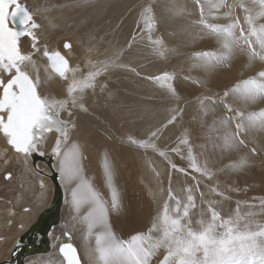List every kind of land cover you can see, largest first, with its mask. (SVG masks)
Instances as JSON below:
<instances>
[{"label": "rangeland", "instance_id": "rangeland-1", "mask_svg": "<svg viewBox=\"0 0 264 264\" xmlns=\"http://www.w3.org/2000/svg\"><path fill=\"white\" fill-rule=\"evenodd\" d=\"M42 1L48 3L49 0L37 2L25 0L36 13L35 19L40 27L36 30L37 48H33L31 37L21 38V48L25 53L34 55V58L41 59L40 62L36 61L39 64L34 69L36 72L29 68L27 71L34 78L42 75L39 77V84L42 89L40 92L44 97L47 96L52 101L66 99L65 107L71 111V120L75 124V128L70 132L69 143L79 146L83 174L85 176L90 174L99 180H96L98 191H101L99 189L102 185L104 191L109 190L103 195L111 203L110 189L107 188L110 186V181L105 172L106 165L114 174L113 182L118 181L124 189L133 190L135 186L144 202L141 211L144 214L141 217L144 226L139 227L140 232H145L146 222H150L151 227L158 221L165 205L168 206L170 215L175 214V199L169 196V191L180 199L182 213L183 205L188 203L189 189L195 197V206L188 209L194 228H199L197 221L209 219L208 201L215 202L214 207L225 218L234 217L239 206L241 215L252 213V218L257 223H264V123L261 122L260 116L264 111V96L246 100L239 93H231L227 98L228 104L245 114L244 129L232 147H225L224 133L225 129L228 133L234 132L236 120L233 118L231 123L221 124V121L227 122L230 117H234V114L228 112L224 104L219 102L223 99L225 91L264 71V62L260 61L259 57L250 58L249 51L243 44L234 47L229 53L223 48L222 38L202 30L197 23L200 13L195 0H150L151 3L148 2L151 8L150 15L143 18H137L132 10L141 6L142 1L148 0L135 1L133 3L138 5L133 6L134 8L125 6L114 12H110V8L115 6L118 0H61L63 3L67 2L65 7L72 6L66 11L68 15L76 14L73 19L64 15L62 21L56 19L57 16L50 15V9L55 7L49 3L45 5ZM99 2L109 4L102 7V11L99 9L90 12L84 9ZM231 2L232 0H228V3ZM246 2L254 12L259 10L256 0H246ZM82 9L85 13L82 14L84 17L80 18L77 13ZM225 11L227 9H221V12ZM235 11L238 16L243 17L244 14L239 9ZM38 12H41V15ZM46 16H49V19ZM214 22L223 24L228 21L221 15ZM147 24L148 27L145 28ZM90 30L92 34L88 35ZM66 43L73 49L70 62L72 69L75 70V78L83 80L90 71L97 69L101 72L95 79L94 87L86 88L82 93L79 91L74 93L77 97L75 105L69 99L68 82L61 78L54 79L49 73L47 76V71L43 70L49 67L48 59L43 56L44 51L64 53ZM37 50L40 51L38 53L40 55L36 56ZM206 50L214 51L217 56L227 59L217 60L215 57L204 59L195 55ZM257 51H259L258 47ZM105 65H107L106 71H104ZM164 73H168L173 79L163 84L152 79ZM4 79H7V75H4ZM59 80L63 83L59 84ZM169 85L174 90V94L169 90ZM54 98L56 99L53 100ZM213 98L217 101L216 104L211 102ZM65 113L68 116L67 111H62L61 119L67 120L69 117ZM173 116L176 119L169 124L168 121ZM249 116L253 117V122L248 121ZM157 129H159L157 137L151 138L150 132ZM87 131H90L89 134L94 132L95 136L90 134L86 138L84 134L88 133ZM109 131L113 134L107 135ZM113 136L115 138H112ZM54 138L56 137L50 141L52 143L40 147L46 153L43 151L45 154L38 157L44 160L36 162L35 166L37 163L39 165L36 174L32 169L26 170L28 166L24 169L22 162L11 159V156H8L6 162L0 159V167L2 165L0 202L11 200V197L15 196L12 197L15 200L14 204L10 207L15 212L19 206L28 207V202L43 208L40 210H47L53 202L55 190L53 179H55L59 184L58 192L63 200L62 209L60 207L58 210V223L52 229L57 228L59 224L69 228H83L84 225L73 218V211L70 209L65 211L64 208L67 204L65 198L70 197V194L63 186L59 175L58 163L61 157L52 154L56 140ZM130 138L149 140L156 149L139 147L132 144ZM240 139L244 141L243 144L238 142ZM182 140L186 143H181ZM2 143L3 141L0 144ZM173 148L178 151L173 152ZM160 151L165 152L166 156H161ZM100 153L107 156L109 153L110 159H106L107 161L101 164L97 160ZM193 159L198 167L206 168L213 175L211 180L192 168ZM173 163L177 165V169L171 167ZM30 166L33 167L34 164ZM9 172L13 176L11 180L5 179ZM44 172L48 175L43 174ZM40 176L44 181L46 180L44 188L40 186L41 180L38 179ZM26 180L30 185L33 183L28 189L21 184ZM212 188L222 192L223 196H217L210 191ZM24 192L27 195L23 201L27 202L21 205L20 199L24 197ZM41 192H45L48 199V203L46 202L43 207L35 202L36 196ZM201 192L204 193L203 197ZM111 211L114 212L112 207ZM43 212L36 218L35 223L39 221ZM18 213H22V207L18 209ZM10 219L12 220L13 217ZM57 229L60 230V227ZM111 231L124 240L135 234L128 228L117 225ZM2 236L4 240L9 237L7 234ZM85 237L89 246L93 247L94 237H89V240L87 234ZM10 238L13 240L15 236ZM1 246L2 244L0 249ZM43 254L36 256L29 254L24 260L26 262L33 257L36 261L33 264H41V259L52 255ZM163 254L164 250H161L154 260L162 259ZM80 256L82 264H91L88 255L80 252ZM59 257L55 264H64L63 257L61 255ZM4 262L7 261L1 264Z\"/></svg>", "mask_w": 264, "mask_h": 264}, {"label": "snow or ice", "instance_id": "snow-or-ice-1", "mask_svg": "<svg viewBox=\"0 0 264 264\" xmlns=\"http://www.w3.org/2000/svg\"><path fill=\"white\" fill-rule=\"evenodd\" d=\"M200 17L197 21L202 30H207L210 35L222 38L223 48L229 53L234 47L245 45L250 58L264 62V0H256L259 10L254 12L246 0H195ZM221 9H227L221 12ZM239 9L243 17L236 14ZM151 12V9H146ZM36 13L25 0H0V135L7 145L14 150L17 158L23 159L25 164L34 155L43 156L40 147L47 141L50 134L55 133L56 140L52 147V154L61 157L59 175L63 180V186L68 189L70 199L69 207L75 213L74 219L80 221L87 230L89 237H94V246L90 248L88 255L91 264H264V223H257L252 213L241 215L239 206L234 217H223L214 207L213 201H208L209 219H201L196 223L199 228L193 227V221L189 216V207L195 206V197L189 189L187 204L183 205L180 212L181 201L169 191V196L175 199V214H169V208L165 205L162 215L154 222L147 232H138L124 240L118 238L111 231L108 221L109 207L102 194L94 187L83 174V166L80 163L82 157L78 152V145L69 146L71 129L75 124L71 120L72 113L65 107L67 101H50L44 97L39 88V77L33 78L27 71L32 63V55L25 53L21 48V38L31 37L33 48H36V30L40 27L35 19ZM227 19V23H215L220 16ZM70 48V44H65ZM257 47L259 51H257ZM43 55L51 61L52 67L60 77L68 79L67 73L75 70L69 67L68 61L59 53L44 51ZM204 59L219 57L214 51L206 50L195 54ZM107 65L104 66V71ZM7 79H4V75ZM101 74L100 70L90 71L83 80L77 81L74 77L68 85L67 92L72 104L77 103L74 95L77 91L83 92L86 88L95 86V79ZM157 81L167 82L173 77L168 73L160 77H154ZM170 91L174 90L171 85ZM231 93H239L246 100H253L257 96H264V71L257 73L255 77L242 81L233 89L223 93L224 104L228 112L233 113L227 122L231 123L235 118V130L228 133L225 129V147L234 146L237 137L244 129L245 114L237 111L227 103ZM213 104L217 101L211 99ZM67 111L69 119H61V112ZM261 122L264 123V111L260 113ZM175 116L168 121L173 123ZM253 122V117H247ZM159 129L150 132L151 138H156ZM132 144L153 150L156 146L149 140H136L130 138ZM243 144L244 141H238ZM186 143V141H181ZM173 152L178 149L173 148ZM161 156L166 153L160 151ZM192 168L207 177L213 175L206 168L197 166L193 159ZM38 172V167L33 166ZM173 169L177 165L171 164ZM183 171V169H179ZM107 175L110 170L105 166ZM12 173H7L5 179L11 180ZM44 188V181H40ZM217 196L223 193L216 188L210 189ZM201 196L204 193L201 192ZM117 193L111 194V207L117 208ZM24 213L31 211L29 207L22 209ZM9 217L15 216L14 210H9ZM9 226L12 220L8 221ZM21 224L20 228L23 229ZM99 229V231H96ZM70 237V234H67ZM0 239H3L0 237ZM18 243V242H17ZM164 250L162 259L154 260ZM64 264H81L77 249L71 243L63 244L60 249Z\"/></svg>", "mask_w": 264, "mask_h": 264}, {"label": "bare ground", "instance_id": "bare-ground-1", "mask_svg": "<svg viewBox=\"0 0 264 264\" xmlns=\"http://www.w3.org/2000/svg\"><path fill=\"white\" fill-rule=\"evenodd\" d=\"M29 1V0H28ZM31 1V0H30ZM34 1V0H33ZM37 1H39V0H36V2ZM46 1V0H45ZM119 2H117L116 4H115V6H113V7H111L110 8V12H114V11H119L120 9H122V8H124L125 6H129V8L131 9V7H135V6H137L138 4H136V3H133V2H135V1H139V0H118ZM43 2V1H42ZM52 2V3H51ZM51 2H50V0L48 1V3H49V5H51L52 7H55V8H53V9H50V8H48V9H50V15L52 16H57V18L56 19H64L63 18V16L64 15H66V17L67 16H70V18H74V17H76V14L75 13H72L71 14V12H69L71 15H68V13H66V11L67 10H70L69 8H71L70 7V5H69V7H65L66 6V4H67V2H62L61 0H51ZM148 2L149 3H151L150 2V0H148V1H145V2H141V6H137V7H133L132 9V13H134V14H136L137 15V18L138 17H140V18H143V17H145V16H147V15H150V13L149 12H146V9H149L150 8V5L148 4ZM44 3V2H43ZM47 3V2H46ZM46 3H44L45 5H46ZM47 3V4H48ZM56 3H58V4H56ZM63 3V4H62ZM109 3H95V4H92V5H89V6H87V7H85L84 9H86L87 11L88 10H90V12H92V11H94V10H103V8L102 7H106L107 5H108ZM136 4V5H135ZM140 4V3H139ZM147 5V6H146ZM149 5V6H148ZM36 7V6H35ZM37 9H38V7H36ZM35 8V9H36ZM57 8V9H56ZM42 9V8H41ZM62 9H64V10H62ZM151 9V8H150ZM40 10V9H39ZM35 11H37V10H35ZM48 11V10H47ZM71 11H72V9H71ZM131 11V10H130ZM39 13V12H38ZM41 13V12H40ZM39 13V14H40ZM83 13H85V11L82 9L80 12H78L77 13V15H78V17H84V16H82V14ZM41 15V14H40ZM44 15V14H43ZM49 15V14H48ZM49 15V16H50ZM48 16V17H49ZM52 16V17H53ZM44 17V16H43ZM47 17V16H46ZM46 17L44 18V19H46ZM47 17V18H48ZM160 17V16H159ZM49 19V18H48ZM55 19V18H54ZM53 20V19H52ZM62 21V20H61ZM90 25H93V24H90ZM90 28L92 27L93 28V26H89ZM145 28L146 27H148V24L147 25H145L144 26ZM144 28V29H145ZM84 31V30H83ZM91 31L92 30H90L89 31V33H87L88 35L91 33ZM92 34V33H91ZM66 35V34H65ZM67 35H68V33H67ZM31 39V38H30ZM29 40V39H28ZM32 40V39H31ZM33 42V41H32ZM31 42V43H32ZM37 42V41H36ZM33 46V45H32ZM64 46V45H63ZM37 48V47H36ZM30 49V48H29ZM25 50V49H24ZM72 46L70 47V48H66L65 49V52L64 53H61L65 58H66V60L68 61V64H69V67L70 68H72L71 67V62H70V59H72L71 58V56L73 55V52H72ZM29 51V50H28ZM40 52V51H39ZM38 52V50L36 51V53H35V55L37 56V55H40V54H38L39 53ZM55 52H58V51H55ZM50 53V52H49ZM51 53H53V52H51ZM34 56V55H33ZM32 56V63L31 64H29L28 65V68L30 69V70H34V69H36V65L38 64V62H40V60L41 59H39V57L38 58H34ZM44 56V55H43ZM129 57V56H128ZM44 58H46V59H48L47 57H45L44 56ZM36 61H38V62H36ZM47 62H48V65L47 66H49V67H47V68H45V69H43L44 70V72H45V70L47 71V73H46V75L49 73L50 75H51V77H54V79H64V78H62V77H60L59 76V74L58 73H56L55 71H53L52 69H51V67H50V65H49V60H47ZM100 62V61H99ZM45 63V62H44ZM46 64V63H45ZM136 64H138V63H136ZM140 64V63H139ZM39 65V64H38ZM101 67V66H100ZM39 69V68H38ZM154 69V68H153ZM35 71V70H34ZM38 71V70H37ZM54 73H52V72ZM36 72V71H35ZM122 71H120V73H121ZM110 73H112V72H110ZM108 74V73H107ZM6 75V74H5ZM36 75V74H35ZM45 74L43 73V77H45L44 76ZM49 75V76H50ZM67 75V77H68V79H64V81L66 80L67 82H68V85L72 82V79H73V77H74V72H69V73H67L66 74ZM42 75H40L39 77H41ZM48 76V75H47ZM112 76V75H111ZM33 78H34V76H33ZM75 78V77H74ZM40 79V78H39ZM42 79H45V78H42ZM53 79V78H52ZM77 81H81V80H79V79H77V78H75ZM42 81V80H41ZM60 81V80H59ZM61 83H63V82H61L60 81V83L59 84H61ZM43 84V83H42ZM64 85H67V84H64ZM68 85H67V87H68ZM41 86H40V84H39V88H38V92H40V91H42V89L40 88ZM65 87V86H64ZM63 87V88H64ZM103 89V88H102ZM87 91H89V90H87ZM108 91V90H107ZM41 93V92H40ZM77 93H79V92H77ZM43 95V94H42ZM49 95V94H48ZM76 95V94H75ZM112 95V94H111ZM100 96V95H99ZM113 96V95H112ZM151 96V95H150ZM45 97H47V96H45ZM50 97V96H49ZM82 97V96H81ZM48 98V97H47ZM51 98V97H50ZM49 99V98H48ZM56 98H54L53 100H55ZM69 99H71L70 97H69ZM50 101H52V99H49ZM63 100H64V98H63ZM66 100V99H65ZM64 100V101H65ZM67 100H68V98H67ZM80 100H81V98H80ZM60 101V100H59ZM69 101V100H68ZM81 105H82V103H81ZM72 108V107H71ZM70 108V109H71ZM69 110V109H68ZM150 112V111H149ZM155 112V111H154ZM157 112V111H156ZM66 114V113H65ZM149 115V114H148ZM66 116H67V114H66ZM76 116V115H75ZM94 116V115H93ZM92 116V117H93ZM156 116H158V115H156ZM68 117V116H67ZM87 117V116H86ZM66 118V117H65ZM72 118V117H71ZM89 118H90V116H89ZM119 118V117H118ZM67 119H69V118H67ZM84 119H85V117H84ZM92 119V118H91ZM116 119V118H115ZM66 120V119H65ZM73 120H74V118H73ZM93 120V122H94V119H92ZM85 121V120H84ZM91 121V120H90ZM123 121V120H122ZM120 122V121H119ZM86 126V125H85ZM92 126V125H91ZM116 127V126H115ZM122 127V126H121ZM86 128V127H85ZM92 128V127H91ZM119 128H120V126H119ZM85 130V129H84ZM88 130V129H87ZM96 130V129H95ZM92 131V130H91ZM101 131V130H100ZM88 133H85L84 135L86 136V138L88 137V136H90V134H91V136H95V134H93L92 132L89 134V132L90 131H87ZM110 132V131H109ZM106 133L107 135H109V134H113L112 132H114L113 130H112V132H110V133ZM83 133V132H82ZM96 133V132H95ZM93 134V135H92ZM117 133H115V135H116ZM76 135H77V133H76ZM82 135V134H81ZM71 136V135H70ZM83 136V135H82ZM53 137H56V135H55V133H53V134H50L49 135V137H48V139H47V141L42 145V147H45V145L46 144H49V142L51 141V140H53ZM112 138H115L114 136L112 137ZM54 139H56V138H54ZM93 139V138H92ZM94 139H96V138H94ZM101 139V138H100ZM120 139V138H119ZM97 140V139H96ZM3 141V143L2 144H4V145H2V144H0V159L3 161V162H6V161H8L7 159H8V156H11V159L13 158V160H18L19 162H22V166H23V168L24 169H26V167L28 166V168L26 169V170H31L32 169V171H34V174H36V172L37 171H35L34 169H33V167H31L30 166V164L32 165V162H28V164H25V162L23 161V159H22V157L21 158H17V156H16V154L14 153V151H12V149H11V147L9 146V145H7V143H6V141H5V139L2 137V135H0V143ZM120 141V140H119ZM50 143H52V142H50ZM71 143V142H70ZM69 143V144H70ZM101 144V143H100ZM52 145V144H51ZM71 145V144H70ZM69 145V146H70ZM120 147V146H119ZM101 150H102V148H101ZM40 151H44L42 148H40ZM120 151V150H119ZM45 152V151H44ZM48 152V151H47ZM124 152V151H123ZM46 153V152H45ZM87 154V153H86ZM101 155L99 156V159H97V160H99L100 161V163L102 164V163H105L108 159H110V156H109V153H108V156L107 155H102L103 153H100ZM116 154H118V153H116ZM120 155V154H119ZM122 155V154H121ZM120 155V156H121ZM38 156H40V155H34V157H30L29 159H28V161H30V160H36L37 158H38ZM140 156V155H139ZM88 158V157H87ZM97 158H98V156H97ZM118 158V157H117ZM107 159V160H106ZM118 159H120V158H118ZM60 160H61V158H60ZM60 160H59V163H58V167L60 166ZM82 161V160H81ZM83 161H85V159H83ZM87 161V160H86ZM15 163V162H14ZM81 163V162H80ZM98 163V162H97ZM82 164V163H81ZM92 164V163H91ZM98 165V164H97ZM1 167H2V165H1ZM0 167V168H1ZM37 167H39V165H38V163H37ZM92 167V166H91ZM40 169V168H39ZM26 170H25V172H26ZM1 172V171H0ZM31 172V171H30ZM103 173V172H102ZM110 173H111V175L109 176V175H107L108 177H107V179L110 181L109 182V185L110 186H108L107 188H109L110 189V194H112V192L113 191H115L116 193H117V197H118V200H117V205H118V208H115L114 209V212H112L111 211V203L107 200V198H106V196L105 195H103V194H105L106 192L105 191H109V190H106L105 189V191H104V189H103V185L102 186H100L99 188V190H101V191H99L101 194H102V196H103V198H104V200H105V202L108 204V207H109V212H108V221H109V224H110V227H111V229L113 228V227H115L116 225L117 226H121L122 228H128L129 230H130V232L131 233H138V232H140V229H139V227H141V226H144V220H142V215H144V214H142L141 213V211H142V209H143V206H144V202H143V200H142V196H141V194H140V192L138 191V189L134 186L133 187V190L132 189H124V188H122V186H121V184L118 182V181H112V176L114 175V174H112V171H110ZM43 174H46V175H48V173H43ZM35 176V175H34ZM44 176V175H43ZM22 177V176H21ZM98 177V176H97ZM86 178L89 180V181H91L93 184H95L96 183V178H94V176H91L90 174H86ZM110 178H111V180H110ZM39 180H43V177L42 176H40L39 178H38ZM62 180V179H61ZM102 180V179H101ZM120 180H122V178L120 179ZM44 181V180H43ZM97 181H99V180H97ZM105 181V180H104ZM103 181V182H104ZM107 181V180H106ZM45 182H46V180L44 181V184H45ZM64 182H63V180H62V184H63ZM21 184H23V186H24V188H30L31 186H32V184L30 185L29 184V182H27V180H26V182H23V183H21ZM104 184V183H103ZM34 185H35V183H34ZM57 185H59V184H57ZM98 185H97V183H96V185H94V187L96 188ZM113 187V188H112ZM104 188H105V184H104ZM97 189V188H96ZM56 190V189H55ZM98 190V189H97ZM105 192V193H104ZM25 193V192H24ZM26 193L24 194V197L23 198H21L20 199V202H21V205L22 204H25L27 201L25 200V201H23L24 199H26ZM107 195V194H106ZM111 196V195H110ZM46 195H45V192L44 193H40L39 195H37L36 196V198H35V202L37 203V205L38 204H41L42 205V207H43V205H46V202L48 201V199H46ZM131 197H133V198H131ZM70 199V197L68 196L67 198H65V211H69V209H70V211H73L70 207H69V204H68V200ZM62 200H63V198H62ZM61 200V201H62ZM110 201H111V198H110ZM48 203V202H47ZM28 204H29V208L31 209V211L30 212H28V213H24L23 211H22V213H18V211H16L15 212V216H13V219H12V223H11V225L9 226V228H8V230L10 231V233L12 232V228L13 227H15L14 229H16L17 230V233L18 234H24V235H27L28 234V230H29V228H32V225L35 223V220H36V218L40 215V213L42 212V211H44V210H40V209H43V208H39V206H35V204L34 203H30V202H28ZM11 206H9V204H6V203H4V202H0V224H1V228H0V233H2L3 231L2 230H4L5 228H7V226H8V220L10 219V217H9V215H8V212H9V210H11V208H10ZM20 207H22V209L25 207H23V206H19L18 207V209L20 208ZM64 208H63V210H64ZM17 209V210H18ZM71 213V212H70ZM73 217H74V215H75V213L73 212ZM146 216V215H145ZM72 219V218H71ZM148 221V220H147ZM79 222V221H78ZM113 223H114V225H113ZM21 224H23L24 225V227H23V229H21L20 228V225ZM145 226H146V229H145V232H147L148 231V229L150 228V222L148 223V222H146L145 223ZM152 226V225H151ZM60 227V230L59 229H57V228H59ZM57 228H55V229H53V231L51 232V235H50V243H49V246H50V244H52L51 245V247L50 248H48V250L47 251H50L49 252V254H52L51 256H49V257H45V258H43V259H41V262L40 261H38V262H40L41 264H42V262H43V264H55L56 263V261H57V259H58V257H59V255H61L60 254V252H59V247H60V245L62 244V243H65V242H70V243H72L74 246H76V248L78 249V254H79V256H80V252L82 253V254H86V255H88V252H89V250H90V248L92 247V246H89V244H88V242L86 241V237H85V235L87 234V230H86V228H85V226L83 227V228H78L77 227V229H75L74 227L73 228H69L68 226H63V225H61V224H59V226L57 227ZM115 229V228H114ZM76 232V234H74V231ZM99 230V229H98ZM67 234H70V237H69V235H67ZM87 238H88V240H89V236H88V234H87ZM47 242H48V240H47ZM16 248V249H15ZM14 248V250H18L19 252L18 253H21L22 251H24V249H25V247L24 246H20V245H18V246H16ZM23 249V250H22ZM14 250H13V252H14ZM22 250V251H21ZM53 252V253H52ZM42 253H46V252H42ZM13 254V253H12ZM38 254H41L40 252L39 253H36V255H38ZM41 255H44V254H41ZM45 255H47V254H45ZM21 256H24V252H22V254H21ZM27 256H29V254L28 255H26L23 259H25ZM89 256V255H88ZM60 258V257H59ZM80 259H81V256H80ZM89 260V259H88ZM82 261V260H81ZM90 261V260H89ZM34 262H36L35 260H33V257H31V258H29L28 259V263L27 264H33ZM91 262V261H90ZM7 263H9V264H16V261H15V259L13 258V260H12V255H11V259L9 260V261H7V262H4V263H2V264H7ZM24 263H25V260H24ZM26 264V263H25ZM81 264H82V262H81Z\"/></svg>", "mask_w": 264, "mask_h": 264}, {"label": "flooded vegetation", "instance_id": "flooded-vegetation-1", "mask_svg": "<svg viewBox=\"0 0 264 264\" xmlns=\"http://www.w3.org/2000/svg\"><path fill=\"white\" fill-rule=\"evenodd\" d=\"M14 151V150H12ZM39 157V156H38ZM33 160V159H32ZM39 160H44V158H40V159H36V160H33L32 164H34V162H41ZM28 162L30 161H27L26 164H28ZM12 197H15V196H12ZM11 197V200H2L1 202H4L6 204H9V206H12L14 204V199ZM62 196L61 194L58 192L57 194H54V197H53V202L51 204V206H49V208L46 210H44V214L43 216L39 219V221L37 220L35 224V226H33L29 231H28V234L27 235H24V234H20L19 236H17V242L15 244V246L12 249V252L14 250V248L18 245L20 246H24L25 249L24 251V256H20L18 255L17 253H15L14 255V259L16 261V264H23L24 262V257L28 254H31V256H36V253H41L43 254L42 252H46L45 254H48L50 251H47L48 248H49V243H50V239H48V236L51 235V232L53 231L52 228H54V226L58 223V220H57V216H58V210L60 209V207L62 206L61 204V199ZM62 209V207H61ZM18 211V210H17ZM9 228V224L7 226V228H5L4 230H2L3 232L0 233V237H3L2 235H9L10 231L8 230ZM52 229V230H51ZM39 234H43L44 236L43 237H38ZM23 238V242H24V245L22 243L19 244V240L20 238ZM48 240V242H47ZM4 239H0V245L4 243ZM37 241H41V243H39L37 246H34L32 245L33 243L37 242ZM12 252H11V255H12ZM39 254V255H41ZM26 264L28 263V260L25 262Z\"/></svg>", "mask_w": 264, "mask_h": 264}, {"label": "crops", "instance_id": "crops-1", "mask_svg": "<svg viewBox=\"0 0 264 264\" xmlns=\"http://www.w3.org/2000/svg\"><path fill=\"white\" fill-rule=\"evenodd\" d=\"M15 227L12 228V232L9 233V237H5L6 241H4V243L2 244L1 246V249H0V264L1 262L3 261H9L11 259V252H10V249L13 248L15 246V244L17 243V236L19 235L17 233V230L14 229ZM10 236H15V238L13 240H11ZM39 255V254H38Z\"/></svg>", "mask_w": 264, "mask_h": 264}, {"label": "water", "instance_id": "water-1", "mask_svg": "<svg viewBox=\"0 0 264 264\" xmlns=\"http://www.w3.org/2000/svg\"><path fill=\"white\" fill-rule=\"evenodd\" d=\"M54 53V52H53ZM60 53V52H59ZM51 54V53H50ZM61 54V53H60ZM62 55V54H61ZM63 56V55H62ZM64 57V56H63ZM65 58V57H64ZM66 59V58H65ZM49 65H50V67H51V69L53 70V71H55L54 70V68L52 67V64H51V61H49ZM56 72V71H55ZM57 73V72H56ZM32 157H34V156H32ZM34 165H36V162H34ZM46 175V174H45ZM53 181L55 182V189L56 190H54V194H57L58 193V190H59V186L57 185L58 184V182L55 180V179H53ZM44 214V213H43ZM43 216V215H42ZM41 216V217H42ZM40 217V218H41ZM39 218V219H40ZM44 235L43 234H39V238L40 237H43ZM24 238V237H23ZM23 238L21 237L20 238V240H19V244L20 243H22L23 245H24V242H23ZM48 239H50V236H48ZM39 243H41V241H37V242H35V243H33L32 245H34V246H37ZM66 243H70V242H65V243H62L61 245H60V247L63 245V244H66ZM72 244V243H71ZM51 245L52 244H50V246H49V248L51 247ZM74 246V245H73ZM60 247H59V249H60ZM75 248H76V246H74ZM16 249V248H15ZM58 249V250H59ZM77 249V248H76ZM23 250V249H22ZM21 250V251H22ZM19 251L18 250H14V252H12L13 254H12V260H13V258H14V255H15V253H17L18 255H20L21 256V254H22V252L21 253H18ZM60 252V251H59ZM77 252H78V249H77ZM61 254V253H60ZM61 256H62V254H61ZM63 257V256H62ZM7 264H9V263H7ZM23 264H25L24 262H23Z\"/></svg>", "mask_w": 264, "mask_h": 264}]
</instances>
